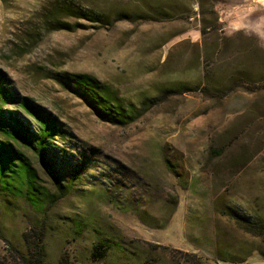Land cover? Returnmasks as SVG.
<instances>
[{"label":"rangeland","instance_id":"374dc122","mask_svg":"<svg viewBox=\"0 0 264 264\" xmlns=\"http://www.w3.org/2000/svg\"><path fill=\"white\" fill-rule=\"evenodd\" d=\"M63 1L109 25L53 30L46 10L62 0H0V70L58 119L47 157L73 186L58 197L22 149L50 202L0 195V264H21L39 227L48 264H264V239L241 227L264 225V82L248 76L264 72V0ZM143 12L159 16H132ZM79 74L124 106L168 98L113 125L71 91Z\"/></svg>","mask_w":264,"mask_h":264},{"label":"trees","instance_id":"16d2710c","mask_svg":"<svg viewBox=\"0 0 264 264\" xmlns=\"http://www.w3.org/2000/svg\"><path fill=\"white\" fill-rule=\"evenodd\" d=\"M161 15V13H160ZM133 17H140L144 21H155L159 16L158 12H143L134 14ZM127 17L125 15L122 18ZM47 25L53 30H69L66 19L86 21L109 25L110 17L98 14L95 11H88L78 8L74 3L62 2L51 4L46 10ZM131 21H135L131 18ZM263 58L255 56V61L264 63ZM251 61V59H250ZM251 79H258L264 82V72L258 76L248 75ZM206 82L210 78V66L205 68ZM248 77V78H249ZM71 91L84 100L98 119L113 125H128L137 117L144 115L152 107L159 106L165 98L153 99L142 104L141 108L135 105L124 106L118 92L100 83L96 78L89 75H74L69 78ZM237 83H241L238 79ZM67 87V84H64ZM6 106L14 108L7 109ZM26 114V117L24 115ZM64 134L58 119L48 110L32 103L28 98H21L11 87L7 74L0 70V195L15 196L22 198L34 207L42 203L50 202V196L43 192L37 184L35 165L27 160L22 149L29 150L35 163L39 168L50 172L53 186L58 197H63L72 192L71 184L62 185L59 178L53 173L52 165L48 160V152L54 145L56 139ZM43 196V197H41ZM57 199V198H56ZM241 227L256 237L264 239V225H254L246 222ZM44 228H36L32 232L23 235L27 246V252L20 257L21 264H48L45 261L43 246ZM102 243L94 248V255L102 253ZM106 250V248L104 249ZM102 255V254H101ZM190 262L199 263L202 259L196 255H190ZM59 264H74L67 255H64ZM149 264H153L150 263Z\"/></svg>","mask_w":264,"mask_h":264}]
</instances>
